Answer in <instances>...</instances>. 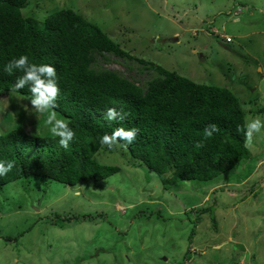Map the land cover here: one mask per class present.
<instances>
[{"label": "rangeland", "instance_id": "1", "mask_svg": "<svg viewBox=\"0 0 264 264\" xmlns=\"http://www.w3.org/2000/svg\"><path fill=\"white\" fill-rule=\"evenodd\" d=\"M27 6L24 13L41 20L56 9L76 10L132 57H99L100 68L145 87L157 72L140 59L152 61L231 89L246 121L264 119L261 0H28ZM11 94L0 95V134L21 128L51 136L30 97ZM114 145L96 159L120 171L98 183L37 182L28 191L15 185L0 192V264H179L188 251L186 264H264V130L254 134L250 158L230 171L169 187ZM213 205L216 226L205 212L195 222ZM68 214L88 217L54 223Z\"/></svg>", "mask_w": 264, "mask_h": 264}, {"label": "trees", "instance_id": "2", "mask_svg": "<svg viewBox=\"0 0 264 264\" xmlns=\"http://www.w3.org/2000/svg\"><path fill=\"white\" fill-rule=\"evenodd\" d=\"M27 2L0 0V95H31L27 87L12 90L22 73L8 76L3 72L4 64L13 57L28 55L32 62L53 65L60 88L55 112L66 118L76 136L65 151L58 137L36 136L21 128L1 133L0 160L15 161L13 170L0 177L1 193L15 185L28 191L37 182L75 186L109 178L120 171L119 166L102 164L96 155L105 148L114 149L115 145L111 149L101 145L100 138L117 127L138 129L135 141L125 148L156 173L165 187L215 179L250 158L242 131L246 112L231 89L198 83L140 59L157 72L142 87L119 71L99 67V57H132L98 24L71 8L56 9L41 20L31 12L24 13ZM108 107L117 108L124 119L105 120ZM209 124H216L219 131L205 139ZM197 141L204 146L197 149ZM124 143L120 142L122 147ZM214 209L213 205L201 210L216 226ZM202 212L195 222L201 220ZM68 216H57L54 223L88 217ZM196 230H192L190 243ZM5 239L19 241L17 237ZM188 252L179 264L190 260Z\"/></svg>", "mask_w": 264, "mask_h": 264}, {"label": "clouds", "instance_id": "3", "mask_svg": "<svg viewBox=\"0 0 264 264\" xmlns=\"http://www.w3.org/2000/svg\"><path fill=\"white\" fill-rule=\"evenodd\" d=\"M261 3H264V0H261ZM213 32L219 34L218 30H213ZM225 36L227 35H221V38L225 39ZM17 71L22 74L16 77L12 90L18 91L27 87L28 92L31 94L30 103L33 106L32 108L36 113L46 116L45 123L50 126L49 134L53 137H58L59 146L67 151L76 133L66 120L56 117L55 109L57 108V97L60 93L56 68L48 63L32 62L28 55H20L19 57H13L3 66V72L8 76H13ZM118 118L123 120L124 115L117 108L108 107L106 109V113L104 114L105 120L111 123L117 121ZM262 130H264V119L257 117L246 121L242 129L244 147L250 149L254 134H259ZM218 131L219 128L216 124H209L204 129V138H211ZM137 134L138 129L136 128L126 129L124 127H117L111 135H103L100 138V144L111 148L116 143L125 142L124 147H127L135 141ZM203 146L202 141L195 143L197 149ZM14 167V160L7 162L0 160V177L6 176Z\"/></svg>", "mask_w": 264, "mask_h": 264}, {"label": "built area", "instance_id": "4", "mask_svg": "<svg viewBox=\"0 0 264 264\" xmlns=\"http://www.w3.org/2000/svg\"><path fill=\"white\" fill-rule=\"evenodd\" d=\"M224 38H225L226 42H231L232 41V38L229 37V36H225Z\"/></svg>", "mask_w": 264, "mask_h": 264}]
</instances>
